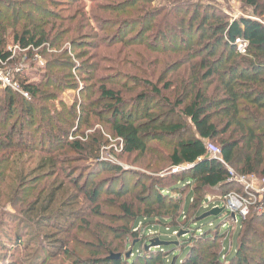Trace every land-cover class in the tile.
Wrapping results in <instances>:
<instances>
[{"label": "trees", "instance_id": "trees-1", "mask_svg": "<svg viewBox=\"0 0 264 264\" xmlns=\"http://www.w3.org/2000/svg\"><path fill=\"white\" fill-rule=\"evenodd\" d=\"M39 1L41 4L37 5ZM85 1L0 0L6 3L4 7H15L6 16L0 8V59L9 57L4 50L9 37L19 48L29 51L47 44L54 48L70 34L80 35L76 36L84 43L81 49L94 51L92 62L85 69H78L84 83H88L84 92L94 90L95 100L90 96L83 99L79 121L86 122L89 111L96 108L107 113L112 133L123 141L125 154L146 153L150 143L170 148L166 160L175 172L155 182L156 203L162 206L170 192L188 191L182 226L187 229L189 240L180 244L175 236L158 237L170 244L144 254L138 243L130 247L127 258L128 242H122L136 238L133 229L139 220H149L140 221L143 225H154L150 220L153 217L115 202L112 204L123 213L122 221L127 222L115 228L110 221H92L94 216L106 215L99 188L92 184L90 188L82 187L75 172L68 179L59 166L61 156H57L63 151L83 153L79 141L63 144V130L77 112L66 109L64 114L56 115L55 123L50 119L54 115L44 113V103L54 100L56 93L77 88L75 83L68 86L66 80L73 79L67 74L72 68L68 59L49 68L38 83L17 81L29 99L18 97L10 89L0 90V206L5 201L13 208L21 205L19 215L26 227L37 233L39 229L45 243L64 254L77 240L76 233L82 235L93 249L74 264H264V243L258 239L253 241L261 249L258 259L247 256L252 244L248 243V236H260L258 227L264 231V224L257 220L264 219V213L250 216L248 222H236L237 215L225 206L219 208L203 200L207 193L225 197L239 187L230 170L238 176L264 178V24L257 19L264 14V0H240L252 11V18L234 20L208 0H88V11ZM131 27L138 30L128 37L118 36ZM185 35H190L187 41ZM237 39L247 42L244 55L236 52ZM105 41L109 43L105 45ZM59 62V58L49 60L51 64ZM108 71L115 82L122 78L131 85L113 84L111 78L107 82L103 73ZM130 93L136 94L129 97ZM17 99L21 100L19 105ZM133 99L144 106L140 114L127 111L126 104ZM35 123L38 135H24V126L33 127ZM188 133L191 136L187 138ZM54 141L60 145L58 151L45 150V145L51 147ZM208 144L219 150L217 156L208 154ZM35 154L44 156H37L27 168L30 164L24 157ZM104 168L114 177L123 172L114 165L106 164ZM60 176L64 180L56 184ZM167 180L173 182L168 188L163 185ZM122 195L116 193L113 197L123 199ZM180 205L177 203L175 209L180 210ZM212 210L214 218L226 214L225 222L200 227L202 220L198 219ZM233 220V234L227 237L222 228L230 227ZM253 224L257 229H252ZM180 229L174 227L172 232ZM115 232L119 234L117 239L125 238L119 247L111 242L116 239L111 237ZM186 246V254L179 257L178 250ZM111 253L121 256L112 259Z\"/></svg>", "mask_w": 264, "mask_h": 264}, {"label": "rangeland", "instance_id": "rangeland-1", "mask_svg": "<svg viewBox=\"0 0 264 264\" xmlns=\"http://www.w3.org/2000/svg\"><path fill=\"white\" fill-rule=\"evenodd\" d=\"M16 1L18 0H15V2ZM207 2L211 3V5H214L217 10L225 14L231 20L238 19L239 17L252 18V11L249 8L244 7L240 0H208ZM85 3L86 10L88 11L90 8V2L86 0ZM5 4V2H1L0 8H2V14L6 16L9 13L8 11H12L15 7H4ZM40 4L41 3L39 1L37 5ZM62 15L66 16V14ZM257 19L262 24H264V14ZM133 30L134 32L137 31L138 27H131L128 30L124 29L123 31L119 32L118 36L120 38L128 37L132 35L131 33H133ZM76 35L78 34H70L65 39V41L62 40V42L56 45L54 48L50 44H47L45 46H41L40 48L31 49L29 51L28 49L23 50L19 48L15 43H12L11 37H9L4 48L9 57L6 60L0 59V69L2 70L3 74L6 75L8 84L2 86L0 83V90L2 91L4 89H10L16 93L18 97L29 99V96L26 97L24 95L25 92L18 82L25 80V82L28 83H38L42 81L44 74L50 71L49 68H52L53 66L56 67L58 64H63L64 61L67 62V59L70 60V66H72V68L71 70H67V74H71L73 79L67 78L66 80L68 82V86H71L75 83L77 88L72 90L65 89L60 93H56L54 100H48L46 103H44V106H46L44 113L54 115V118L50 119H52V122L55 123L56 115L62 113L64 114L67 112L66 109L72 108V111L77 112L76 118L74 120L70 119L67 124L68 126H66L63 130L62 136L66 139L63 140V144L66 141H79L84 147L83 153L63 151L58 152L59 155L57 156H61L59 166L65 170L64 172L67 173L65 176L68 179L69 177L73 176L75 172V174H77L76 177H78L77 180H80L78 184H80L82 187L86 186L90 188L92 184L93 188L96 185L99 188L102 211L106 215L104 217L94 216L92 221H104L107 222L106 224H109L110 221L111 226L115 228H118L122 226L124 222H127L125 220L122 221L123 213L116 205L112 204L115 202H118L119 205L132 206L133 212H138L140 215L148 212V214L153 217L150 220L153 221L154 225L151 226L140 223V221L147 222L149 220H137L138 222L133 229V231L136 233V238L134 239L131 238L128 241H123L125 238L121 240L117 239L119 236L118 232L111 234L112 238H116L115 240L111 241L114 246L119 247L122 241V243L128 242L126 247V256L127 254H131L130 250L132 246L138 243H141L140 249L141 252H144V254L145 252L148 253L149 251L154 252V250L160 246L156 244L158 237L165 238L166 236L167 238L173 239L175 236L176 240H181L180 244H182V242L184 243L186 239L189 240L188 237L190 236L186 235L187 229L184 230L182 226L186 220L184 219V213L182 209L184 206V198L188 191H186L184 194L176 193V191L170 192V197L166 198L164 204L161 206L156 203L157 192L154 190L155 182L159 178H168V173L174 172V169L169 166L166 160L167 155L170 152V148L165 144L150 143L146 153L125 154L123 152V141L120 138L115 137L112 133L110 116H108L107 113H101L99 112V109L96 108L93 111H89L91 113L88 114L86 122L83 123V120H81V122L79 121V118L81 117L79 115L80 113L78 112L83 99L85 100L87 96H90L92 100H95V96H92V92H94L92 89L84 92L85 85L87 86L88 83H84L85 80L83 81V76L81 75L80 77L81 71L79 70L81 69L78 68L85 69L87 64L92 62L91 56L94 54V51L91 49H81V46H83L84 43H82L80 37L78 38L80 35ZM189 36L190 35H185L184 38H186V41ZM108 43L109 41H105V45ZM177 43H179L178 40ZM83 50L85 52H83ZM108 54H111V52H108ZM178 56L181 57L180 55ZM55 58L61 59L62 62L56 64L49 63V60ZM57 70L58 68H56L53 72L56 73ZM18 74H20V76ZM103 74L109 83V78H111V82L113 84H128V86L131 85L130 81L122 78H118L115 82L113 77L114 75H112L109 71ZM94 83L97 82L95 81ZM135 94L136 93H130L128 96L134 97ZM19 102H21V100L17 99V105L20 104ZM126 105L127 111H132L134 113L138 112V114L142 112L144 107L142 104H139V102H136V100L131 101ZM35 106L39 107V105L36 103ZM21 118L26 120V117ZM38 123H35V126L33 127L30 125L24 126V135L29 133L31 135L37 136L38 134L36 131L38 130ZM42 125L43 127L46 126L45 123H42ZM190 136L191 133L186 135L187 138ZM59 147L60 145H58V142L54 141L51 147L46 144L44 148L45 150L47 148H50V150H55L51 152L54 153L58 151L56 149ZM39 155L44 156V154H35L33 157L25 156L23 160L30 164L26 165V167H31L35 163V158H37ZM86 156H89L90 158L88 161L85 160ZM106 164L120 167L123 169V172H121L120 175L114 177L112 173L105 171L104 166ZM60 178L61 179H59L56 184H59L60 181L64 180L63 176H60ZM172 184L173 182L168 180L163 183L166 188ZM237 184L239 187H235L230 191L234 193L238 192L239 196L246 199L249 205H247V210L243 217L240 216L239 218V214L236 213V222L239 219L243 220L244 222H248L250 216L254 215L253 217H255L256 215L260 216L263 214L264 205L261 206V203H264V191L262 193H258L254 190L246 189L245 185L241 184L240 182H237ZM192 187H194V185ZM116 193L123 194V199L114 198L113 195ZM147 196H150L149 200H146ZM203 196L205 204L206 202L208 205L215 204V206L219 208L226 206V198H224V196H215L210 193H207V195ZM172 198H178L177 201L181 203L180 210L175 209V205L179 202L173 201ZM12 199H14V201L17 200L15 197ZM1 204L0 264H74L79 257L85 256L87 251L93 249V244L89 245L85 243L83 241L82 235L76 233L77 240L74 239L75 242H71V244L67 247L68 254H64L62 250L54 248L53 245L46 244L45 241L47 240L41 238L39 229H37V233L33 228L30 229L26 227L23 218L19 215V210L22 208L21 205L18 204L16 208H13L8 205V201H5ZM206 207L207 205L204 206V209ZM225 215L226 214H223L219 218L209 216L200 221L198 224L202 228H207L210 224L217 225L225 222ZM158 220H160L164 225H161ZM257 220L264 224V219ZM228 224L229 223L226 225ZM174 227H181V229L177 232H172ZM234 227L235 220L232 221V225L230 227H223L222 231L225 230L227 237H229L233 234ZM255 228L257 229V226L253 224L252 229ZM258 231L260 236L257 238L254 237V235L248 236V243H252L248 246L250 253L247 254L250 260H254V258L258 259L261 252L258 244H254L253 241L256 242L255 239H258L261 244L264 243V236H261L264 234V231L259 229V227ZM179 234L184 237H178ZM197 234L200 235L201 232L199 231ZM87 236L89 235H86V238L88 239ZM91 242L95 243L93 241ZM16 245H21V247L16 248ZM123 247L124 246H122V249ZM186 251L187 246L183 247V250L179 249L178 252L180 254L176 252L175 256H178L179 254V257L180 255L183 257L186 254ZM262 251H264V249H262ZM112 255L121 256V254L111 253L109 257Z\"/></svg>", "mask_w": 264, "mask_h": 264}, {"label": "built area", "instance_id": "built-area-1", "mask_svg": "<svg viewBox=\"0 0 264 264\" xmlns=\"http://www.w3.org/2000/svg\"><path fill=\"white\" fill-rule=\"evenodd\" d=\"M236 51L244 55L246 53L247 48V42L237 39L235 41ZM0 83L1 85L8 84V80L6 75L3 74L2 70L0 69ZM24 95L27 97V94L24 93ZM207 152L211 156H217L219 154V150L212 146L211 144H208L206 146ZM175 172V170H173ZM230 175L232 177V180L235 182H240L241 184L245 185L246 189L254 190L255 192L262 193L264 191V178L259 179L254 175L250 176H238L235 174L232 170H230ZM225 202H226V208L232 212L233 214L238 213L240 216L243 217V215L246 213L248 202L246 199L241 198L239 196V193H230L229 195L225 196Z\"/></svg>", "mask_w": 264, "mask_h": 264}, {"label": "water", "instance_id": "water-1", "mask_svg": "<svg viewBox=\"0 0 264 264\" xmlns=\"http://www.w3.org/2000/svg\"><path fill=\"white\" fill-rule=\"evenodd\" d=\"M214 210H212L211 212H208V213H205L204 215H202L198 220H203V219H205V218H207V217H209V216H212L213 214H214V212H213ZM232 217L234 218V215H232ZM182 235L181 234H179V236L178 237H181ZM156 244H158V245H169L170 243H164V242H161V241H159V240H157V243ZM129 255L130 254H127V258L129 257ZM110 258H120V255H112Z\"/></svg>", "mask_w": 264, "mask_h": 264}]
</instances>
